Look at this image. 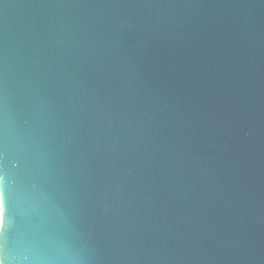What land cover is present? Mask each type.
Returning <instances> with one entry per match:
<instances>
[{
	"label": "water",
	"instance_id": "1",
	"mask_svg": "<svg viewBox=\"0 0 264 264\" xmlns=\"http://www.w3.org/2000/svg\"><path fill=\"white\" fill-rule=\"evenodd\" d=\"M0 264H264V0H0Z\"/></svg>",
	"mask_w": 264,
	"mask_h": 264
}]
</instances>
